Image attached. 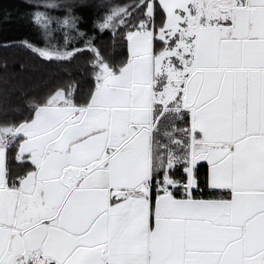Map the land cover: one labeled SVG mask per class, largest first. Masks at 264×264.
<instances>
[{
  "label": "snow or ice",
  "instance_id": "obj_1",
  "mask_svg": "<svg viewBox=\"0 0 264 264\" xmlns=\"http://www.w3.org/2000/svg\"><path fill=\"white\" fill-rule=\"evenodd\" d=\"M15 28L85 62L0 64V264H264V0H0Z\"/></svg>",
  "mask_w": 264,
  "mask_h": 264
},
{
  "label": "trees",
  "instance_id": "obj_2",
  "mask_svg": "<svg viewBox=\"0 0 264 264\" xmlns=\"http://www.w3.org/2000/svg\"><path fill=\"white\" fill-rule=\"evenodd\" d=\"M57 2L74 3L77 2V0H57ZM94 2L95 3L103 2L112 5H118V4L131 3L132 0H94ZM13 3H22V0H13ZM40 3H43V0H40ZM58 12L59 10L53 12V15H58ZM61 35L62 33L60 32H54L50 37H48V40H50L51 43L53 44L62 43V40L57 39ZM36 39L37 38L34 32L24 28L10 29L7 32L0 33V45L18 44L23 40H36ZM37 42L40 46H44L45 38L43 34L40 35ZM102 43L108 54L115 56L119 53L120 49L118 47L113 46L111 37H105ZM5 61H7L9 66V74L12 73L15 66L19 63H24L29 66L31 75L30 77H26V87L28 88L38 85L42 79H46L52 73H55L59 76H63L67 73H71L77 76L78 78L84 76L85 58L83 57L79 61L67 67H60V68L54 66L45 67L43 65H40L39 62L36 61L32 57V55H30L24 48L15 47V46H9V47L0 46V64H2ZM81 86L83 90L85 91L87 90L88 82L86 78L81 79ZM7 115L9 116V118H11L12 116L17 115V113L9 111ZM2 116L3 113H0V117Z\"/></svg>",
  "mask_w": 264,
  "mask_h": 264
}]
</instances>
